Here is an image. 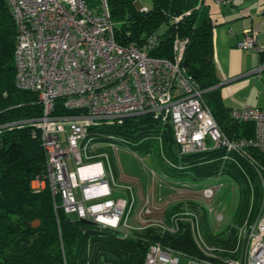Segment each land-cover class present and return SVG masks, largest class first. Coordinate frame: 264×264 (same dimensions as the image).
<instances>
[{"label":"built area","instance_id":"obj_1","mask_svg":"<svg viewBox=\"0 0 264 264\" xmlns=\"http://www.w3.org/2000/svg\"><path fill=\"white\" fill-rule=\"evenodd\" d=\"M88 1L5 0L16 28L15 87L35 94L40 114L28 121L0 125V133L24 125L33 128V137H38L44 153V173L32 182L33 191L48 189L55 210L58 203L64 214L126 237L129 203L111 196L103 162H91L103 145L93 142L97 137L94 131L126 118L149 115L170 126L180 155L224 149L245 158L247 149L264 154V108H232L230 117L251 122L254 136L230 141L219 130L203 99L204 91L181 67L187 41H173V60L148 55L152 38L142 46L120 45L115 41L106 0L93 6ZM215 1L219 5L231 2ZM135 5L139 12L147 11L138 2ZM235 46L255 53L264 51L254 29L243 30ZM253 72H264V65ZM104 146L117 149L110 143ZM101 157L107 158L106 154ZM260 183L264 190V177ZM221 187L222 183L204 187L201 196L210 200ZM144 211L148 213L141 208L138 216ZM219 217L217 221H224V216ZM179 221L175 220V226ZM161 223L157 226L165 232ZM244 224L238 230L236 257L203 247L202 257L187 256L153 243L143 264H180L181 260L185 264H264V196L256 217ZM191 234L202 246L200 229L197 236Z\"/></svg>","mask_w":264,"mask_h":264},{"label":"trees","instance_id":"obj_2","mask_svg":"<svg viewBox=\"0 0 264 264\" xmlns=\"http://www.w3.org/2000/svg\"><path fill=\"white\" fill-rule=\"evenodd\" d=\"M88 2L92 6L98 4V0ZM106 2L115 41L120 45L142 46L152 38L153 47H149L148 55L173 60V41H187L181 67L204 91L203 99L219 130L230 141L253 138V124L234 121L230 117L232 108L222 102L212 42L215 24L203 0H150L151 6L146 12L136 9L138 0ZM176 19L179 20L174 22ZM15 38L9 6L0 0V125L28 121L40 114L35 94L15 87ZM33 132V128L24 125L0 133V264H143L147 249L153 243L187 256L202 257L200 248L203 247L214 248L221 256L236 257L238 232L234 225L252 221L259 212L264 196L260 183L264 177V154L249 149L248 155L242 158L235 153L227 154L224 149H214L180 155L170 126L144 115L98 128L93 142L114 144L117 149L128 151L152 150L156 166L173 183L203 182L208 186V181L225 178L234 186L239 200L234 211L231 206L224 229L216 233L205 221L200 228L204 241L199 246L185 222H180L173 234L157 227L126 237L119 231L82 223L64 214L58 203L55 210L48 189L33 191L32 182L44 173V153ZM164 158L175 170L164 163ZM109 160L113 165L110 156ZM178 208L179 204L168 207L163 220L169 222L170 215ZM34 222L39 225L33 227Z\"/></svg>","mask_w":264,"mask_h":264},{"label":"rangeland","instance_id":"obj_3","mask_svg":"<svg viewBox=\"0 0 264 264\" xmlns=\"http://www.w3.org/2000/svg\"><path fill=\"white\" fill-rule=\"evenodd\" d=\"M138 4L145 8H150L151 6L150 0H138ZM236 50L240 51L237 52L239 57L243 53L252 54L242 49L237 48ZM261 75L264 76V73H256L252 77H260ZM260 82L264 85V78L261 77ZM241 92L243 95L239 97V101L244 104L243 106L264 108V87L260 83L256 84L255 89L251 86H245ZM100 147L97 150L95 159H92L91 162L101 160L107 167L105 173L110 177L108 179L111 196L128 201V225L130 226L127 230L128 234L140 233L148 228H157V224H160L161 221V226L164 227L165 232L172 234L178 231L180 222H185L189 225L190 233L194 232V235L197 236V230L205 225V221H208L216 229L217 233L224 229L226 222H228L226 219L231 211V206L234 211L238 203L239 198L236 195L234 186L223 177L217 183H222V187L214 190L212 199L205 200L201 196V190L206 187L205 183H173L156 166V156L152 150L145 148L129 152L124 148L113 150L112 147L104 146V144ZM248 150H246L247 155ZM103 154H106L107 158H102L103 156L101 157V155ZM109 156L113 165L109 160ZM163 161L175 170V167L170 165L167 159L164 158ZM214 182L212 180L206 183L212 185ZM175 204H179V208L172 214L173 216L170 215L169 222H166L162 217L165 219L166 209ZM141 208L147 209L148 213L144 211L138 216ZM205 213L206 217L204 216ZM220 214L224 216V221L222 222L217 221L220 218ZM179 219L180 221L175 226V220ZM240 223L234 225L237 232L240 227L248 224H244L245 222ZM169 229H172L173 232H169ZM180 264L185 263L181 260Z\"/></svg>","mask_w":264,"mask_h":264},{"label":"crops","instance_id":"obj_4","mask_svg":"<svg viewBox=\"0 0 264 264\" xmlns=\"http://www.w3.org/2000/svg\"><path fill=\"white\" fill-rule=\"evenodd\" d=\"M203 1L215 24L212 42L222 102L227 108H241L244 105L239 101L242 88L251 86L255 89L257 83L264 87L260 82L264 76L252 77L256 74L253 70L264 64V54L246 51L252 54L243 53L239 57L237 52L240 51L235 45L242 39L243 30L254 29L257 30V44L264 46V0H231L226 5H219L215 0Z\"/></svg>","mask_w":264,"mask_h":264},{"label":"water","instance_id":"obj_5","mask_svg":"<svg viewBox=\"0 0 264 264\" xmlns=\"http://www.w3.org/2000/svg\"><path fill=\"white\" fill-rule=\"evenodd\" d=\"M81 222H82V223H85V224H91L90 222L85 221V220H81ZM38 225H39L38 222H34V223L32 224L33 227H37Z\"/></svg>","mask_w":264,"mask_h":264},{"label":"bare ground","instance_id":"obj_6","mask_svg":"<svg viewBox=\"0 0 264 264\" xmlns=\"http://www.w3.org/2000/svg\"><path fill=\"white\" fill-rule=\"evenodd\" d=\"M214 181H215V182H214L212 185H210V184H209L208 186H206V188H207V187H211V186H213V185L217 184V183L219 182V179H218V178H216Z\"/></svg>","mask_w":264,"mask_h":264}]
</instances>
